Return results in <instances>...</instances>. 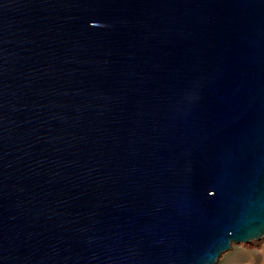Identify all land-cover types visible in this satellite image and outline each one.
I'll return each instance as SVG.
<instances>
[{"label": "water", "instance_id": "water-1", "mask_svg": "<svg viewBox=\"0 0 264 264\" xmlns=\"http://www.w3.org/2000/svg\"><path fill=\"white\" fill-rule=\"evenodd\" d=\"M263 237L264 0H0V264Z\"/></svg>", "mask_w": 264, "mask_h": 264}, {"label": "rangeland", "instance_id": "rangeland-1", "mask_svg": "<svg viewBox=\"0 0 264 264\" xmlns=\"http://www.w3.org/2000/svg\"><path fill=\"white\" fill-rule=\"evenodd\" d=\"M215 264H264V237L233 243Z\"/></svg>", "mask_w": 264, "mask_h": 264}]
</instances>
